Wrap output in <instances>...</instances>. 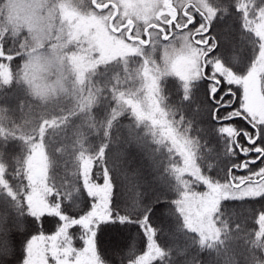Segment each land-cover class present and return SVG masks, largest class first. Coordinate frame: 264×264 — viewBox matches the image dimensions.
Instances as JSON below:
<instances>
[{"label":"snow or ice","instance_id":"1","mask_svg":"<svg viewBox=\"0 0 264 264\" xmlns=\"http://www.w3.org/2000/svg\"><path fill=\"white\" fill-rule=\"evenodd\" d=\"M0 264H264V0H0Z\"/></svg>","mask_w":264,"mask_h":264},{"label":"trees","instance_id":"2","mask_svg":"<svg viewBox=\"0 0 264 264\" xmlns=\"http://www.w3.org/2000/svg\"><path fill=\"white\" fill-rule=\"evenodd\" d=\"M11 103L14 105L15 101H11ZM11 150L15 151V148H13ZM137 162L142 165L145 177L149 180L153 179L154 174L152 173V170L150 167V161L146 157H144L143 154H140L137 156ZM239 174H243V173H239ZM257 207H258V205H257ZM241 211H243V209H241ZM47 229H48V224L45 223L44 230L47 231ZM74 231H76V230H74ZM76 246H79V244L77 243Z\"/></svg>","mask_w":264,"mask_h":264}]
</instances>
